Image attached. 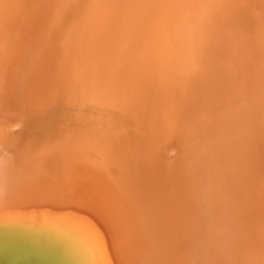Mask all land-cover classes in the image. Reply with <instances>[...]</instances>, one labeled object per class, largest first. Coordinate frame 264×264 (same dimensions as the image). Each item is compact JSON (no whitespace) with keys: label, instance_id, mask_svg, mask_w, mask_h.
I'll return each instance as SVG.
<instances>
[{"label":"bare ground","instance_id":"bare-ground-1","mask_svg":"<svg viewBox=\"0 0 264 264\" xmlns=\"http://www.w3.org/2000/svg\"><path fill=\"white\" fill-rule=\"evenodd\" d=\"M0 264H264V0H0Z\"/></svg>","mask_w":264,"mask_h":264}]
</instances>
